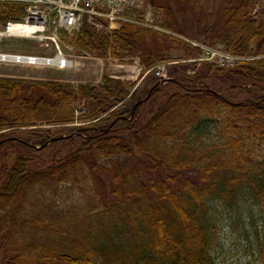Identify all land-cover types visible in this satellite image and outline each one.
Here are the masks:
<instances>
[{"label": "trees", "instance_id": "obj_1", "mask_svg": "<svg viewBox=\"0 0 264 264\" xmlns=\"http://www.w3.org/2000/svg\"><path fill=\"white\" fill-rule=\"evenodd\" d=\"M145 2L167 30L255 57L177 62L204 51L134 23L83 24L77 51L175 61L173 80L0 75V264H214L224 219L264 244V0ZM21 12L0 4V21Z\"/></svg>", "mask_w": 264, "mask_h": 264}, {"label": "built area", "instance_id": "obj_2", "mask_svg": "<svg viewBox=\"0 0 264 264\" xmlns=\"http://www.w3.org/2000/svg\"><path fill=\"white\" fill-rule=\"evenodd\" d=\"M0 3L23 7V13L18 18L9 19L1 26L0 40L12 36L27 37L39 41L46 48L54 49V54L50 57L0 52V61L3 62L70 67L73 65L72 55L61 49L59 34L73 35L83 23L103 31H111L122 22L165 30L154 21V11L150 6L145 7L143 0H0ZM200 46L206 50L205 58L220 57L222 64H230L241 58L230 55L220 48ZM10 56L13 58L8 59ZM133 61L138 64L136 57H133ZM165 64V62L158 63L145 70L144 74L153 68L159 78H164ZM83 111L84 108L78 107L75 114H81Z\"/></svg>", "mask_w": 264, "mask_h": 264}, {"label": "rangeland", "instance_id": "obj_3", "mask_svg": "<svg viewBox=\"0 0 264 264\" xmlns=\"http://www.w3.org/2000/svg\"><path fill=\"white\" fill-rule=\"evenodd\" d=\"M0 21V28H1ZM63 42H61L62 48L69 53L74 54L75 66L69 69L55 70L50 66L40 67H29L21 66L19 64L11 62L5 64L0 61V75L18 76L26 78H57L64 81L70 82H98L101 80L103 74H119L126 76L124 78L135 79L134 73H131V69L135 63L131 59L136 54H125L116 57H103L95 53L79 52L77 49L67 48V38L62 36ZM193 41V40H192ZM210 46V45H209ZM213 47L227 50L222 44L213 45ZM0 50H8L10 52H51L50 50L41 46L36 40L27 37L12 36L8 38H2L0 40ZM52 53V52H51ZM229 53V52H227ZM232 55L231 53H229ZM138 56V55H137ZM240 57V55H237ZM252 57V56H249ZM220 57L208 58L211 61H216L219 64L222 62ZM196 59V58H195ZM248 59V58H245ZM182 62L190 61V58L180 59ZM166 69L171 76L172 70L175 66L173 62L165 60ZM181 62V61H178ZM226 62V61H225ZM231 62V61H230ZM230 63L229 65H231ZM224 66H229L222 64ZM134 70H137L134 68ZM191 70H187L190 73ZM133 74V76H130ZM137 77H140V72ZM136 77V78H137ZM82 103H78L76 106H81ZM79 125L78 122L73 124H65L60 126H67L70 130L74 129ZM28 128V127H25ZM61 128V127H60ZM259 215V216H258ZM256 227L260 231V234H264V217L256 211ZM223 221H228L224 219ZM220 226L218 233V245L214 250V264H264V244L261 248L254 244V237L252 236L253 229L247 227L246 229L237 230L227 222H224ZM229 222V221H228ZM264 240V238H263Z\"/></svg>", "mask_w": 264, "mask_h": 264}, {"label": "water", "instance_id": "obj_4", "mask_svg": "<svg viewBox=\"0 0 264 264\" xmlns=\"http://www.w3.org/2000/svg\"><path fill=\"white\" fill-rule=\"evenodd\" d=\"M162 83H163V81H161V80L157 82L158 85H160V84H162Z\"/></svg>", "mask_w": 264, "mask_h": 264}, {"label": "bare ground", "instance_id": "obj_5", "mask_svg": "<svg viewBox=\"0 0 264 264\" xmlns=\"http://www.w3.org/2000/svg\"><path fill=\"white\" fill-rule=\"evenodd\" d=\"M12 58H13V57H11V56H10V57H8V59H12ZM49 61H50V60H49Z\"/></svg>", "mask_w": 264, "mask_h": 264}]
</instances>
